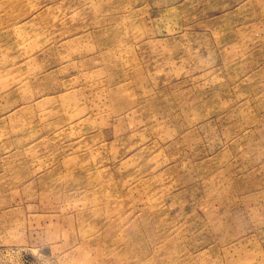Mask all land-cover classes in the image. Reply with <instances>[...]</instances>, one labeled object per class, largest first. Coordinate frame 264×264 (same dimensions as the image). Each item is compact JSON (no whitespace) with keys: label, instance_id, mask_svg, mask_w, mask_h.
I'll return each instance as SVG.
<instances>
[{"label":"rangeland","instance_id":"374dc122","mask_svg":"<svg viewBox=\"0 0 264 264\" xmlns=\"http://www.w3.org/2000/svg\"><path fill=\"white\" fill-rule=\"evenodd\" d=\"M0 264H264V0H0Z\"/></svg>","mask_w":264,"mask_h":264}]
</instances>
